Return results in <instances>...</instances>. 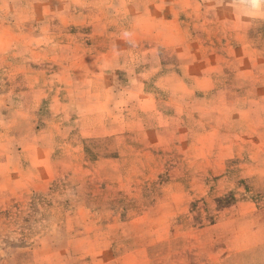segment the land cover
<instances>
[{"label": "clouds", "instance_id": "9594fccd", "mask_svg": "<svg viewBox=\"0 0 264 264\" xmlns=\"http://www.w3.org/2000/svg\"><path fill=\"white\" fill-rule=\"evenodd\" d=\"M0 264H264V0H0Z\"/></svg>", "mask_w": 264, "mask_h": 264}]
</instances>
